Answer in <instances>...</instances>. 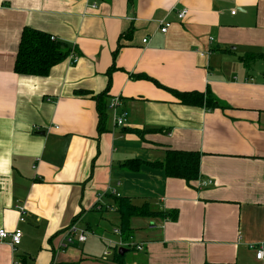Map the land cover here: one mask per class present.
Wrapping results in <instances>:
<instances>
[{"label": "crops", "instance_id": "1", "mask_svg": "<svg viewBox=\"0 0 264 264\" xmlns=\"http://www.w3.org/2000/svg\"><path fill=\"white\" fill-rule=\"evenodd\" d=\"M24 27L77 61L16 73ZM168 89H208L219 107ZM166 149L198 152L199 178L168 177ZM117 197L167 215L130 217L124 239ZM71 223L90 233L61 247ZM17 227L18 245L0 241V264H118L115 248H134L125 241L142 254L123 264H264L247 247L264 244V0H0V229ZM89 238L106 258L72 247Z\"/></svg>", "mask_w": 264, "mask_h": 264}, {"label": "trees", "instance_id": "2", "mask_svg": "<svg viewBox=\"0 0 264 264\" xmlns=\"http://www.w3.org/2000/svg\"><path fill=\"white\" fill-rule=\"evenodd\" d=\"M54 37V36H53ZM70 48L66 44L52 35L33 27H24L21 32L18 49L16 53L14 71L22 75L46 76L50 69L63 61L70 53ZM254 54H246L240 60L249 65ZM176 98L185 105L206 106V108L219 107V100L207 89L201 91H178L168 89ZM78 92H82L78 91ZM82 93H86L83 90ZM97 104L99 112V130L104 129L107 106L100 99ZM150 130H155L150 129ZM199 157L196 151H185L176 149L165 150V161L163 168L168 177H177L190 182L199 178ZM137 159L127 160L126 164L131 165ZM117 211L120 215V233L126 237L129 234V219L134 215L164 216L165 212L153 211L147 204L135 205L126 197H117ZM124 239H127L124 238ZM124 253L116 252L115 259L118 264H123L121 259ZM25 259H22L25 264Z\"/></svg>", "mask_w": 264, "mask_h": 264}, {"label": "built area", "instance_id": "3", "mask_svg": "<svg viewBox=\"0 0 264 264\" xmlns=\"http://www.w3.org/2000/svg\"><path fill=\"white\" fill-rule=\"evenodd\" d=\"M187 13V9L183 8L178 11H176V18L178 20H181L184 18V16ZM172 25V22L167 19H162L158 23V28L161 33L167 32V30L170 28ZM52 38H54L52 36ZM146 39H143V42H145ZM69 58L73 60V62L77 61V56L73 51H70ZM119 104L118 98H113L110 100L109 103V109L111 111L113 123L115 126H120L124 123L125 118L123 114H119L117 111V106ZM211 183L210 180H202L200 182L201 185L206 186ZM17 211L19 212V218L18 220L20 222L24 221V213H25V208L24 205L20 202H17L15 205ZM114 232L120 234V231L116 229ZM89 230L85 228H79L75 223H71L67 228L64 229L63 232V240L65 241L64 243H61V247L66 246L68 243H72L74 240H77L79 242H84L87 238V235L89 234ZM22 237V231L20 228H15L12 231L5 230L3 228L0 229V241H3L5 239H8L11 246L14 248L16 245H18L21 241ZM76 238V239H75ZM125 247H130L134 246L135 249L140 250L142 249V244H134L133 242L130 241H125L122 243ZM247 247L255 252V256L257 259H261L264 254V244L262 242L260 243H248ZM12 264H20L18 261H13Z\"/></svg>", "mask_w": 264, "mask_h": 264}, {"label": "rangeland", "instance_id": "4", "mask_svg": "<svg viewBox=\"0 0 264 264\" xmlns=\"http://www.w3.org/2000/svg\"><path fill=\"white\" fill-rule=\"evenodd\" d=\"M76 239V238H75ZM75 241V240H74ZM72 247L77 248L78 250H83V252L88 253L89 260H93L96 258L97 260L99 258H106L104 252L103 246L94 238H89L84 244H74ZM118 248H115V252H118ZM107 249V248H106ZM110 249V248H109ZM142 253L136 251L134 248H129L121 257L122 260L127 261V260H132L135 256H140ZM45 254H40V252H36L33 254V258L36 260H40L42 258H45ZM83 261V260H82Z\"/></svg>", "mask_w": 264, "mask_h": 264}, {"label": "water", "instance_id": "5", "mask_svg": "<svg viewBox=\"0 0 264 264\" xmlns=\"http://www.w3.org/2000/svg\"><path fill=\"white\" fill-rule=\"evenodd\" d=\"M119 251L121 252V248L119 249ZM122 253V252H121Z\"/></svg>", "mask_w": 264, "mask_h": 264}]
</instances>
